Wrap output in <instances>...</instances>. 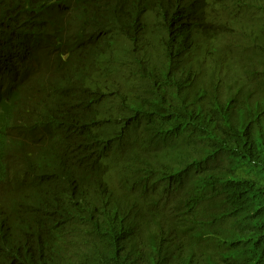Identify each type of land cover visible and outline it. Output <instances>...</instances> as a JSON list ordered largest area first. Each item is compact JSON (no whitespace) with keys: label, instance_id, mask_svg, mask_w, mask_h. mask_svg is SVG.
I'll list each match as a JSON object with an SVG mask.
<instances>
[{"label":"trees","instance_id":"obj_1","mask_svg":"<svg viewBox=\"0 0 264 264\" xmlns=\"http://www.w3.org/2000/svg\"><path fill=\"white\" fill-rule=\"evenodd\" d=\"M0 264H264V0H0Z\"/></svg>","mask_w":264,"mask_h":264}]
</instances>
